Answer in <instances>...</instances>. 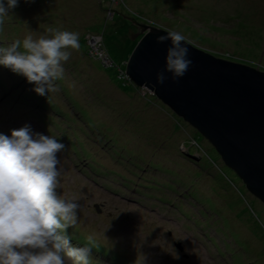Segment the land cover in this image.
<instances>
[{
    "label": "rangeland",
    "instance_id": "obj_1",
    "mask_svg": "<svg viewBox=\"0 0 264 264\" xmlns=\"http://www.w3.org/2000/svg\"><path fill=\"white\" fill-rule=\"evenodd\" d=\"M25 3L18 0V6L12 10L21 15L14 24L19 26L18 31L8 33L7 37L0 28V38L23 40L29 30L38 36L52 27L82 31L84 41L80 36V50L72 51L67 61L69 68L67 63L63 66L66 77L57 82L60 90L49 93L47 116L40 117L43 121L28 112L12 111L9 105L1 110L0 104V133L10 135V130L27 124L34 132L54 136L66 146L65 151L58 154L62 171L58 192L78 199L76 231L82 234L86 228L84 234L92 235L105 247L118 250L130 264H232L225 250L231 247L238 251L237 238L247 241L252 237L251 231L254 232L248 222L235 219V214L243 219L248 213L253 218L255 212L264 225V205L247 192L208 141L185 121L180 124L179 132L171 133L174 113L148 88L124 83L121 78L125 77V61L139 29L136 25L131 29L127 27L118 35L112 25L123 26L124 16L133 14L138 23L145 19L150 21L149 26L179 31L190 43L215 56L264 66V0H116L114 3L110 0H41L30 10V5ZM107 8L115 10L116 14L111 16L113 10L105 13ZM119 12L123 17L118 19ZM110 58L113 66L109 64ZM0 80L8 82L6 70H0ZM25 80L19 84H24ZM28 86L34 93L35 86L28 82L23 89ZM151 99L155 100L153 105L149 104ZM70 116L82 123L76 121L66 127L62 119ZM95 123L104 127L116 144L137 150L135 154L147 150L142 153L141 163L134 161L133 164L136 180L140 181L143 176L148 178L146 189L126 183L120 174L119 179L113 181L111 176V186L106 188L102 178L93 175L97 173V163L124 171L120 163L128 162V156L115 154L116 158L112 159L99 144H87V134L89 139L94 137L86 127ZM189 135L207 157L192 146L193 139ZM87 148L98 161L85 157ZM186 149L199 159L196 169L193 162H185L181 157L179 150ZM84 158L88 162L86 167ZM210 161L216 170L210 169L209 175L204 172L201 176ZM232 182L242 192L244 188L246 194V197L239 196L244 208L240 206L235 211L231 206L234 205L231 203ZM116 186L123 191H112ZM170 192L177 196H170ZM253 219L262 225L258 218ZM200 223L208 227L202 228ZM216 223L219 227L224 225L223 231L217 229ZM209 236L215 237L214 244ZM102 256L107 258L108 254L104 252ZM93 264L111 263L98 258Z\"/></svg>",
    "mask_w": 264,
    "mask_h": 264
},
{
    "label": "clouds",
    "instance_id": "obj_2",
    "mask_svg": "<svg viewBox=\"0 0 264 264\" xmlns=\"http://www.w3.org/2000/svg\"><path fill=\"white\" fill-rule=\"evenodd\" d=\"M17 6L18 0H0V26ZM165 32L156 38L157 43L170 42L157 84L167 79L165 73L178 80L192 65L186 37L179 31ZM80 48L78 32L49 27L37 36L29 30L22 41L0 46V66L23 76L37 95L48 97L60 90L63 65ZM65 149L56 137L34 132L27 124L10 130V135L0 133V264H90L93 236L76 247L67 233L79 219L78 199L58 192V154Z\"/></svg>",
    "mask_w": 264,
    "mask_h": 264
},
{
    "label": "water",
    "instance_id": "obj_3",
    "mask_svg": "<svg viewBox=\"0 0 264 264\" xmlns=\"http://www.w3.org/2000/svg\"><path fill=\"white\" fill-rule=\"evenodd\" d=\"M165 31L145 25L125 61L124 74L207 140L247 192L264 205V71L216 57L186 40L189 70L176 81L165 73L167 79L157 84L170 42L157 43L156 38Z\"/></svg>",
    "mask_w": 264,
    "mask_h": 264
},
{
    "label": "trees",
    "instance_id": "obj_4",
    "mask_svg": "<svg viewBox=\"0 0 264 264\" xmlns=\"http://www.w3.org/2000/svg\"><path fill=\"white\" fill-rule=\"evenodd\" d=\"M33 1L34 0H31L30 3H25V4L31 6V7L30 6L28 7V10H30V8H32V9L36 8L37 3L40 2L41 0H35L34 2ZM110 2H112V1H110ZM112 3H114V2H112ZM109 10H113V9L107 8L105 10V13H107V11H109ZM14 12L15 11L11 12L10 15L5 19L4 24L2 26H0L1 29L3 28L2 31L6 33L7 37H8V33H15V32L18 31V27L19 26L14 25V24L18 22V19L21 18L20 17L21 15L17 14V13H14ZM111 14H112L111 16L113 17V14H116V11L113 10V13H111ZM117 17H118V19H119V17H123L122 12H119ZM139 17L141 19L143 18L141 16H139ZM124 20L125 21L123 23V26L117 27V26L112 25L115 28V32H117L118 35H120L123 31H126L127 27L129 29L134 27V25L132 23L133 21H135V22L139 21L138 18H136V16H134L133 14L125 15L124 16ZM145 21L147 22V20L144 19L143 22L138 23L137 25L135 24L136 27H138V29H139V34L132 41V47L136 43V41L139 39V37L141 36V34H140V25H142ZM83 33L84 32H82V31H81V33H79L81 37L83 36ZM95 33L97 34L98 32H95ZM98 35L101 36L100 34H98ZM94 36H97V35H94ZM17 39H19V37H15V38L13 37V38H10V39L9 38H0V46H7L9 43H11L10 41L13 42V41H15ZM19 40H21V39H19ZM82 40L84 41L83 37H82ZM102 48L105 49V46L102 45ZM123 59H125V58H123ZM110 60H111V58H110ZM237 61L244 63L241 60H237ZM65 63H67L66 65L69 68L70 63H68V62H65ZM65 63H64V65H65ZM258 63H260V62H258ZM109 64H110V66H113L114 63L111 60V62ZM244 64H246V63H244ZM248 64L253 66V67H258V69L264 71V66L261 63L258 64V65L257 64H250V63H248ZM0 70H6V73H8V75H9L8 82L0 80V104L2 105V108H5L7 105H9L11 107L12 111H15V112L16 111L28 112L31 116H33V117L37 116L39 119H40V117L47 116V114L45 112L48 113V109L46 107L48 106V103H49V100H50L49 99L50 98V96H49L50 94L48 95V97L47 96L37 95L35 92L32 93L30 91V86H28V89L27 88L23 89L24 84H26V82H27L25 80L24 84H22L23 86L19 84L20 81L24 79L23 76H20V75L17 76V74H14L9 69L4 68L3 66H0ZM118 70H121V69L118 67ZM65 77L66 76H64V78ZM121 79L124 80V83L131 82L128 78L126 79V77H123ZM57 82H59V81H57ZM148 101H150L149 104H151V105H153L154 102H155V100H152V99L148 100ZM146 105H147V103H145L143 105L144 108H146ZM38 109L41 112L38 111ZM84 111L88 112L87 110H84ZM154 111H158V110H154ZM173 116L174 117L172 119L175 120V124H173V128H172L173 130L171 129V133L177 132L178 129H179L180 124L182 125V122H184L181 118L177 117L176 115L173 114ZM40 120H42V119H40ZM56 120L60 121L61 123H63V121L66 122L67 123L66 127L70 126V123H73V124L76 123V121L78 123H80V124L82 123L80 120L75 119L72 116L67 117L66 119H62L63 121L60 120V119H56ZM185 124H188V123L185 122ZM86 128H87L86 130H88V132L92 133L93 137H94L92 139H89L90 135L87 134L86 141H87L88 145L89 144H91V145L92 144H99L101 146V148L105 151V153L109 154L110 158H112V159H113V157L116 158L114 156L115 154H118L120 157L128 156L127 157L128 158V162L127 163H125L123 161H122L123 163H120V165H122L124 167V171L127 172V174L122 173V172H124L122 170L115 171L113 169H108L106 167H103L101 165V163H97L98 164L97 173L93 174V175L94 176L99 175V177L102 178L101 180L104 182V184H102V185L105 186L106 188H109L111 186V184H110L111 180L113 181L115 179L116 180L119 179L118 175L120 174L121 178L126 180V183H128V184L129 183H135V184H137V186L146 189V187L149 185V183L146 180L148 178L146 176H143L142 178H140V181L136 180L135 179V174H137V173L134 170L133 164H134V161L137 164L141 163V160H143L142 153H146L147 150L143 151V149H142L141 152H138V154H135V153H137V150H135V149H129L128 150V149H126L125 145L122 146V145L116 144V141L111 136L108 137L107 133L104 131V127H102L100 124H96L95 123V125L94 124L90 125V127H89L90 129L88 127H86ZM194 131L197 132L195 129H194ZM177 134H179V133H177ZM189 136L193 139L192 141H193L194 144L192 146H194L196 148H199L200 151L202 152L201 155H204V156L207 157V154L204 153V151H203L202 147L199 145V143L196 140H194L195 138H193L192 135H189ZM100 138H103V139H100ZM97 139H100V140H97ZM101 140H103L104 142L101 141ZM108 141H111V143L105 146L104 143H106ZM171 145H172V142L168 146H171ZM136 148H140V146H136ZM179 152L181 153V157L183 158V160L185 162L186 161L187 162H193L194 163V169L197 168L196 163L198 162L199 159L196 160V159L191 158L189 154L193 155L192 152L189 153L188 149H186L185 151L179 150ZM84 154H85V157H87V158H90L92 160H97L95 158V156H92V151L89 150L88 148H87V150L85 151ZM83 161H84V164H85V167H86L87 166L86 164H88V162H87V160L85 158L83 159ZM212 161H210V163H211L210 165L211 166L210 165L206 166L207 168H206L205 171L202 170L201 176H202V174L204 172H206L209 175L212 172V170H216L212 166ZM210 169H212V170H210ZM105 170H109V172L108 171L105 172ZM217 171H218V169H217ZM111 176H113L114 179L110 180ZM201 176H200V179H201ZM103 178H104V180H103ZM231 181H232V179H231ZM232 184H233V182H232ZM234 184L232 186V192L234 193L233 194V202H231V203H234V205H231V206H234V211H235L236 209H239L240 206H241V208H244L245 204L243 202H241V200L239 199V196H241V198L244 197V196L246 197V194L244 193L245 189L243 188V185H241V186H242L244 192H242L241 190L237 189V187L235 186L237 184H235V185ZM176 187L180 190L179 186H176ZM234 187H235V189H234ZM116 189L118 190L119 193H121L123 191L121 188H118L117 186L114 189H112V191H115ZM168 194L170 196H172V194H174V193L170 192ZM168 194L166 195L167 198H169ZM174 195H176V194H174ZM136 200L139 201V198L137 197ZM177 201H180V199H177ZM161 209H164V206ZM253 213H254L253 218L254 217L258 218L259 219L258 221L261 222V219L259 218L257 213H255V212H253ZM235 216H237V217H235V219H240V220L244 221L245 224L248 222L249 225H250L249 227L252 228L254 230V232L251 231L252 237L249 240H247V241L243 242L241 238H237L238 251H236L234 248H231V247L227 248L228 251L225 250L226 252H228V254L230 256V259H232L231 260L232 264H236L237 261H239V264H264L263 263V260H264V225L262 224V222H261L262 225L257 224L258 222L255 221L253 218H251L250 213H248V217L246 215L243 219L240 218L237 214H235ZM217 224H219V223H216V226H217ZM77 226L78 225L76 224L73 228L70 227L73 230H71L69 228L67 230V233L70 236V241H71L73 246L83 247L85 244H87V237L89 235L88 234L87 235L84 234L86 228H84V230H83L84 233H82V234H80V232H77L76 231L77 230ZM200 226L202 228L205 227V229L208 227V225L206 223H200ZM221 228H222V231H223L224 225H222V227L217 226L218 230H220ZM86 233H88V232H86ZM206 233L207 232L205 231V234ZM238 233L240 234V232H236V234H238ZM209 240H211V242L214 244L215 237L209 236ZM92 246L94 248L91 249L90 264H93V263L97 262L98 258L99 259H103V260L107 259L108 262H110L111 264H130L129 262L128 263L126 262V260L123 258V254L118 252V250L115 251V250H113L111 248H108L107 246L105 247L104 244L99 243L95 239H94V244ZM217 250H218V252H221L218 247H217ZM104 252H106L108 254L107 258L102 256V254ZM220 255H222V254L220 253Z\"/></svg>",
    "mask_w": 264,
    "mask_h": 264
},
{
    "label": "flooded vegetation",
    "instance_id": "obj_5",
    "mask_svg": "<svg viewBox=\"0 0 264 264\" xmlns=\"http://www.w3.org/2000/svg\"><path fill=\"white\" fill-rule=\"evenodd\" d=\"M135 22V21H134ZM133 22V23H134ZM135 24L137 25L138 24V22H135ZM135 24H133L134 26H135ZM146 24V23H145ZM142 26H144V25H140V27L142 28ZM141 28H140V30H141ZM139 31V30H138ZM137 33V32H136Z\"/></svg>",
    "mask_w": 264,
    "mask_h": 264
},
{
    "label": "bare ground",
    "instance_id": "obj_6",
    "mask_svg": "<svg viewBox=\"0 0 264 264\" xmlns=\"http://www.w3.org/2000/svg\"><path fill=\"white\" fill-rule=\"evenodd\" d=\"M182 226V225H181Z\"/></svg>",
    "mask_w": 264,
    "mask_h": 264
}]
</instances>
